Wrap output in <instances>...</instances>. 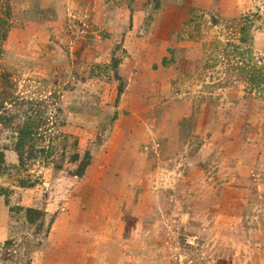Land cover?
Here are the masks:
<instances>
[{
    "label": "rangeland",
    "instance_id": "374dc122",
    "mask_svg": "<svg viewBox=\"0 0 264 264\" xmlns=\"http://www.w3.org/2000/svg\"><path fill=\"white\" fill-rule=\"evenodd\" d=\"M0 264H264V0H0Z\"/></svg>",
    "mask_w": 264,
    "mask_h": 264
},
{
    "label": "trees",
    "instance_id": "16d2710c",
    "mask_svg": "<svg viewBox=\"0 0 264 264\" xmlns=\"http://www.w3.org/2000/svg\"><path fill=\"white\" fill-rule=\"evenodd\" d=\"M0 30H2V27H0ZM1 37V36H0ZM1 40V39H0ZM6 83L7 82V77L5 76V74L0 73V83Z\"/></svg>",
    "mask_w": 264,
    "mask_h": 264
}]
</instances>
